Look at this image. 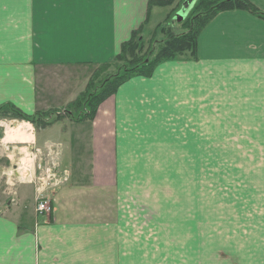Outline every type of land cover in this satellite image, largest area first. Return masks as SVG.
<instances>
[{
    "label": "crops",
    "instance_id": "1",
    "mask_svg": "<svg viewBox=\"0 0 264 264\" xmlns=\"http://www.w3.org/2000/svg\"><path fill=\"white\" fill-rule=\"evenodd\" d=\"M156 1L0 0V107L36 115L0 117V150L58 143L70 173L49 214L34 212L33 195L29 209L21 202L33 194L25 182L5 201L0 264H181L180 255L198 264L203 246L207 264H264L262 18L220 12L194 57L124 80L93 119L65 113L133 32L150 36L180 0ZM249 1L264 12V0ZM16 124L23 138L7 140ZM197 144L207 150V202L187 180L194 191L195 165L204 170ZM205 206L207 221L197 212Z\"/></svg>",
    "mask_w": 264,
    "mask_h": 264
},
{
    "label": "trees",
    "instance_id": "2",
    "mask_svg": "<svg viewBox=\"0 0 264 264\" xmlns=\"http://www.w3.org/2000/svg\"><path fill=\"white\" fill-rule=\"evenodd\" d=\"M175 0L156 1V5L169 6ZM184 0H180L167 22L169 25L159 26L149 37L140 34L142 27L133 32L129 41L122 44L120 52L109 64L102 67H115L113 74L100 81L96 90L88 93L92 80L87 83V91L73 102L72 110L66 109L73 120L93 119L100 103L112 96L117 86L131 76L149 75L153 68L162 61L196 55L197 39L204 27L220 12L244 10L264 20V12L260 11L249 0H195L186 17L181 22L173 19ZM177 23L181 32L173 30ZM158 27V26H157ZM73 110H79L80 114ZM0 112L20 120L34 122V116H26L13 106H2Z\"/></svg>",
    "mask_w": 264,
    "mask_h": 264
},
{
    "label": "rangeland",
    "instance_id": "3",
    "mask_svg": "<svg viewBox=\"0 0 264 264\" xmlns=\"http://www.w3.org/2000/svg\"><path fill=\"white\" fill-rule=\"evenodd\" d=\"M186 15H187V13H186ZM186 15L184 16V18L186 17ZM160 16H163V13L160 14ZM165 20H166L165 18L161 19L160 23L163 22L161 25H163V26L169 25L167 22H165ZM172 27H173V30L176 32L182 31V28L180 26H178L177 23H174ZM147 28H149V27L147 26ZM149 31H151V30H149ZM149 31H146L147 34L145 37L149 36V34H148ZM114 71H115L114 66H111V67L107 66V68L99 66L97 71L95 72L96 75H94V78L91 79L92 84H90L91 87H90V89H88V93L96 90V87L99 85L100 81H102V79L105 78L107 75L113 74ZM69 109L71 111L72 108H69ZM75 111L78 114H80L79 110H75ZM0 117H4L6 119L11 118L9 115L4 114V112H0ZM19 125H22V128H23V124L19 123ZM10 127H14V126H10ZM58 145H59L58 143H54V144L49 143V144H47L45 150L43 148H39L40 146H37L36 148H38V149H35V150L38 152H42L43 162L47 163V161L50 158H57ZM15 146H16V149H13V147H10V146H2L3 150H0V154L2 155V152H3L4 157L3 156L0 157V164H2L6 160H7L6 162H10V163H11V160L12 161L14 160L13 163L17 164L18 160L22 158L25 161L21 160V162L23 164H27L30 167V169H28L27 172L21 171V170H16L10 164L6 167L5 166L0 167V209H3V211H5L4 205H5L6 200H10V199L14 200L15 198L18 197V190L17 189L21 183L25 182V183L29 184L33 190V194L28 193V191L26 194H25V192H22L20 194L19 198H20V200H22L21 202L26 201L25 203H26L27 208L30 206V200L32 198V195H33L34 202H36V199L39 196V194L44 196V194L46 192H48L41 186V182L38 181V177H40L42 175L40 170H38V164H40V162H42L41 157L40 156L34 157V150L30 151V157H28L29 150L26 151L23 148L22 144H20V146L18 144H16ZM206 148H207V146H206ZM47 153H51V155L48 156ZM193 154H194L193 159L195 160V164L196 163L200 164L202 159L205 161V164L199 166V168H203L204 170L203 171H197L198 168L195 165L196 170L192 174L195 177V190L194 191H193V181H190V179H187V180L190 184V188L192 190L191 191L192 195H195L196 197L204 198V199H206V202H207V163H208V158H205V157H207V150H204V151L200 150V146H199V144H197V150L193 149ZM8 157H11L12 159H9ZM31 159L36 160V162L32 165V167H31V162H32ZM152 175H154V174L148 173L146 176V181H147L148 185L154 184V183H152L154 180L152 178ZM68 177H70V173H68ZM168 178H169V174H165L163 182L169 181ZM187 180H185L186 183H187ZM171 181H176V180H171ZM165 186H167L166 183H165ZM21 190L24 191L26 189L22 188ZM180 190H181V188H180ZM164 191H166L165 188H164ZM35 208H36V205L34 206V212L36 213L37 211L35 210ZM197 212L201 213L204 216V220L207 221V206H205L203 208H197ZM204 220H202V221H204ZM200 229L202 231L201 233L203 234V228L201 227ZM205 244H207V243H205ZM201 250H202V252H204V254H203V256L198 257L197 263L198 264H207V263H204L205 260L207 259V247L203 246V247H201ZM179 260H180L181 264H185L187 261H189L188 257H184L181 255L179 257Z\"/></svg>",
    "mask_w": 264,
    "mask_h": 264
},
{
    "label": "built area",
    "instance_id": "4",
    "mask_svg": "<svg viewBox=\"0 0 264 264\" xmlns=\"http://www.w3.org/2000/svg\"><path fill=\"white\" fill-rule=\"evenodd\" d=\"M40 155H42V152L35 150L34 157H38ZM47 155L50 156L51 153H47ZM28 157H30V155ZM38 170L42 173V175L38 177V181L41 182V186L46 191L58 187L68 180V172L66 170H61L59 164L54 158H50L47 163H44L42 159V162L38 164ZM35 210L37 212L44 213H48L50 211L49 199L45 196V194L44 196L39 194L37 197Z\"/></svg>",
    "mask_w": 264,
    "mask_h": 264
},
{
    "label": "water",
    "instance_id": "5",
    "mask_svg": "<svg viewBox=\"0 0 264 264\" xmlns=\"http://www.w3.org/2000/svg\"><path fill=\"white\" fill-rule=\"evenodd\" d=\"M194 0H185L180 8V10L176 13V21L181 22L186 15L187 11H189V8H191L192 3Z\"/></svg>",
    "mask_w": 264,
    "mask_h": 264
},
{
    "label": "bare ground",
    "instance_id": "6",
    "mask_svg": "<svg viewBox=\"0 0 264 264\" xmlns=\"http://www.w3.org/2000/svg\"><path fill=\"white\" fill-rule=\"evenodd\" d=\"M19 129H20V126L18 124H16L14 128L8 127L6 131V139L11 140V139H14L15 137L16 139H22L24 135L19 133Z\"/></svg>",
    "mask_w": 264,
    "mask_h": 264
}]
</instances>
